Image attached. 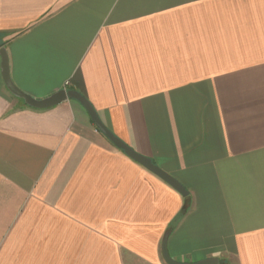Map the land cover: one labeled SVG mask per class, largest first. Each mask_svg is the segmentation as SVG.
Segmentation results:
<instances>
[{"label": "crops", "instance_id": "obj_1", "mask_svg": "<svg viewBox=\"0 0 264 264\" xmlns=\"http://www.w3.org/2000/svg\"><path fill=\"white\" fill-rule=\"evenodd\" d=\"M2 48L189 194L0 52V264H264V0H0Z\"/></svg>", "mask_w": 264, "mask_h": 264}, {"label": "water", "instance_id": "obj_2", "mask_svg": "<svg viewBox=\"0 0 264 264\" xmlns=\"http://www.w3.org/2000/svg\"><path fill=\"white\" fill-rule=\"evenodd\" d=\"M3 57V75L8 89L16 96L22 97L26 104L35 108H48L54 106L66 99H76L78 100L88 111L92 121L96 125V127L108 138L112 141L118 148L122 149L129 157L134 159L135 161L142 164L148 170L156 174L158 177L163 179L169 185H171L175 190L181 193L183 196H187L189 194L188 189L172 174L155 164L152 159L146 155H143L137 152L133 147L127 144L124 140L115 135L108 126L102 121L99 113L91 103V101L81 92L74 89H61L56 93L50 95L49 97L43 99H36L27 93L23 92L19 89L11 80L9 74L8 67V57L4 48L0 50ZM170 231H168L163 240H162V255L164 261L167 264H218L219 259L217 257H209L196 262H183L174 259L168 250V237Z\"/></svg>", "mask_w": 264, "mask_h": 264}, {"label": "trees", "instance_id": "obj_3", "mask_svg": "<svg viewBox=\"0 0 264 264\" xmlns=\"http://www.w3.org/2000/svg\"><path fill=\"white\" fill-rule=\"evenodd\" d=\"M98 129V128H97ZM99 130V129H98ZM100 131V130H99ZM187 212V207H183L175 216V218L173 219V221L171 222V227L170 228H174L178 222L181 220V218L184 216V214Z\"/></svg>", "mask_w": 264, "mask_h": 264}]
</instances>
